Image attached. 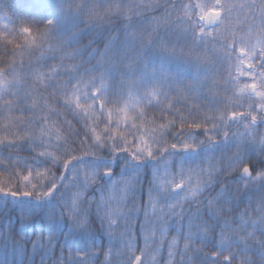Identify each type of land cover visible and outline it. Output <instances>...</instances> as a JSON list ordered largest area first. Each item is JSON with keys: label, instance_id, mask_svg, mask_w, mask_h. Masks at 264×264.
I'll return each instance as SVG.
<instances>
[{"label": "snow or ice", "instance_id": "snow-or-ice-1", "mask_svg": "<svg viewBox=\"0 0 264 264\" xmlns=\"http://www.w3.org/2000/svg\"><path fill=\"white\" fill-rule=\"evenodd\" d=\"M33 8L0 36V264H264V0Z\"/></svg>", "mask_w": 264, "mask_h": 264}, {"label": "trees", "instance_id": "trees-1", "mask_svg": "<svg viewBox=\"0 0 264 264\" xmlns=\"http://www.w3.org/2000/svg\"><path fill=\"white\" fill-rule=\"evenodd\" d=\"M40 2H42V0H0V16L4 17V20H6L9 23V26L7 28H1L0 27V36H7L10 31H12L14 28H17L20 24V18L21 17H26L29 20L32 19L33 17L29 16L28 14L32 13L33 15H35V10L33 8V5H36ZM77 2H80V0H77ZM92 2H93V0H88L89 4H91ZM101 2H102V0H101ZM159 2L164 3L165 0H159ZM166 2L170 4L173 2V0H166ZM180 2L187 3L188 0H180ZM162 12H163V8H161L159 12L153 13V15H160ZM36 19H39V17L37 16ZM9 38H11V37H9ZM84 42H86V41H84ZM12 47L13 46L9 45L8 49L6 51L5 48L2 45H0V67H7L9 61L12 59V57L7 54L8 52H11ZM36 55H39V53H37ZM206 59L208 61H211V59H212L211 52L206 54ZM16 61H17V63L20 62L19 56L16 57ZM48 63L51 64V63H54V61H48ZM24 66L28 67L26 57H25V65ZM194 73H195V68L190 69L189 72L186 73L188 78L185 79V81H184L185 84H188L191 82L192 75ZM8 78L11 79L12 78L11 75H9ZM202 78L203 77L201 76V79ZM49 91H51V89H49ZM229 95H230V93H229ZM181 102H182V98H181ZM176 107L179 108L180 104H177ZM4 115H7V113H4ZM15 115H20L19 111H17L15 113ZM25 115H27V113H25ZM165 117L167 119H171V117L168 116L167 113H162L157 108H150L148 110L147 118L149 120L155 118L157 124L165 122V119H164ZM0 119H2V116H0ZM67 119L71 120V117H68ZM73 127L75 129L79 130V128L81 126H78L75 123H73ZM103 128H104V124H100V129H103ZM261 131H264V128H261ZM4 155L7 156L8 153L5 152ZM17 156L20 158H24L27 156V152L26 151H20V152L13 154L14 159ZM11 170L15 171L18 169L12 168ZM8 179H9L8 173H5L2 171V169H0V181H7ZM28 247H29V250H31V243H29ZM92 251L96 252L97 249L94 248V249H92ZM104 251H106V248L104 249ZM58 254H60L59 247L56 248L55 256H58ZM64 255H65V258H67V256H68V250L67 249H65ZM103 255H104V252H101L97 261H94V264H100L101 262H103V260H101L103 258ZM36 259H37V264H39V259H40L39 254L37 255ZM177 259H179V257H177ZM49 260H51V258H49ZM25 264H27V261H25ZM47 264H51V263L49 261H47Z\"/></svg>", "mask_w": 264, "mask_h": 264}, {"label": "rangeland", "instance_id": "rangeland-1", "mask_svg": "<svg viewBox=\"0 0 264 264\" xmlns=\"http://www.w3.org/2000/svg\"><path fill=\"white\" fill-rule=\"evenodd\" d=\"M246 103V102H245ZM116 238L117 239H119V231L116 233ZM169 238H171V236L169 235ZM113 243H115V241H113ZM117 247H120V245H117ZM105 248H106V251H107V244H106V246H105ZM95 252V251H94ZM58 256H59V254H58ZM65 256V255H64ZM164 256H165V258L167 257V250L165 249V252H164ZM104 255H103V258L101 259V260H103V262H104ZM48 259V260H47ZM97 259L98 258H96V259H94L93 260V264H94V261H97ZM46 261H49L50 263H51V260H49V258H46ZM103 262H101L100 264H103ZM161 264H163V262L161 261Z\"/></svg>", "mask_w": 264, "mask_h": 264}]
</instances>
